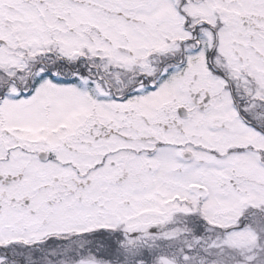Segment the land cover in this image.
<instances>
[{"label": "snow or ice", "instance_id": "snow-or-ice-1", "mask_svg": "<svg viewBox=\"0 0 264 264\" xmlns=\"http://www.w3.org/2000/svg\"><path fill=\"white\" fill-rule=\"evenodd\" d=\"M0 264H264V0H0Z\"/></svg>", "mask_w": 264, "mask_h": 264}]
</instances>
